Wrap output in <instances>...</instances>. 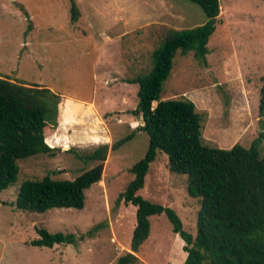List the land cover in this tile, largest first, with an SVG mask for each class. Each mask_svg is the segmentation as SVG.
<instances>
[{"label": "rangeland", "instance_id": "obj_1", "mask_svg": "<svg viewBox=\"0 0 264 264\" xmlns=\"http://www.w3.org/2000/svg\"><path fill=\"white\" fill-rule=\"evenodd\" d=\"M76 1L81 14L73 21L70 0H0V74L76 96L87 97L97 86L116 89L117 96L110 94V109L123 101L130 109L103 115L115 132L111 146L128 134L133 133V138L110 150L103 178L86 191L82 209L38 213L19 209L16 202L26 179H42L51 172L56 179L72 180L92 168L95 164L86 156L97 147L75 145L67 151L65 144L55 155L20 159L18 181L0 191V264H116L130 251L136 207L126 205L121 196L134 179L132 166L149 148V137L139 130L144 123L132 113L138 102L135 88L125 80L150 72L152 52L168 29L191 28L207 20L203 8L189 0ZM220 3L207 64L193 52L178 53L162 98H189L196 103L205 115L206 144L249 147L261 135L264 122L259 110L264 85V0ZM77 114L92 120L85 111ZM262 148L264 154V141ZM138 194L174 209L184 229L198 235L199 198L189 194L186 174L170 171L164 151H158ZM150 222V235L135 264H184L185 240L168 216L153 215ZM41 227L71 234L76 241L34 245Z\"/></svg>", "mask_w": 264, "mask_h": 264}, {"label": "trees", "instance_id": "obj_2", "mask_svg": "<svg viewBox=\"0 0 264 264\" xmlns=\"http://www.w3.org/2000/svg\"><path fill=\"white\" fill-rule=\"evenodd\" d=\"M189 1L203 8L207 20L191 28L168 29L152 52L150 72L127 80L139 85L136 115L144 123L139 128L147 133L149 148L132 166L134 179L121 196L126 205L136 207V222L130 251L121 255L116 264L139 261L137 253L151 232L150 217L163 213L185 240L184 264H264V122L261 135L249 147L240 143L231 148L210 146L203 138L205 115L196 103L189 98H162L178 53L193 52L197 60L207 64L208 43L217 29L221 0ZM70 2L71 18L77 21L79 6L76 0ZM60 102V95L50 88L26 85L0 74V191L18 181L20 159L58 152L46 137L58 125ZM259 110L264 116V85ZM132 138L133 133L112 146L99 145L86 156L95 165L72 180L56 179L51 172L42 179H26L19 189L17 207L38 213L51 208L82 209L86 191L103 178L110 150ZM159 150L168 155L170 171L188 176L189 194L199 198L196 237L184 229L174 209L138 194ZM38 232L41 237L33 241L38 246L76 241L71 234L51 233L44 227Z\"/></svg>", "mask_w": 264, "mask_h": 264}, {"label": "crops", "instance_id": "obj_3", "mask_svg": "<svg viewBox=\"0 0 264 264\" xmlns=\"http://www.w3.org/2000/svg\"><path fill=\"white\" fill-rule=\"evenodd\" d=\"M23 8H24V13L29 18L30 12L28 11V9L25 8V6H23ZM125 33H127V31ZM133 78L135 77L127 78L125 80L126 81L125 84L129 86L132 85L135 88L134 90L136 92V99H138L137 93H138L139 85L136 83L127 82L128 79H133ZM11 79L12 81H17L16 78L11 77ZM25 83L26 85L33 84L28 82ZM33 85H39L41 87L50 88L52 91L58 93L61 97V102L59 105L58 125L54 130V132H52L46 137V142L51 147H55L59 150L62 146L64 147L65 144L69 145L67 151L71 149V146H75V145L82 146L87 144L88 146V144H90V146L98 147L101 144H109L111 146L115 132L109 126L110 125L109 118L106 119L104 118L103 115L107 112L115 113L130 109L129 107H125L124 101L121 104L117 105L116 108H118L119 106L120 109L118 110H115L116 108L110 109L113 107V103H112L113 99L110 96V94L117 96L118 90L106 89L104 86H99V87L97 86V88L93 90V93L91 95L84 97V96H78V95L76 96L72 94L59 93L57 89L42 83H34ZM136 85L138 86V88L136 87ZM124 94H125L124 92L121 93V96H123L121 99L125 97ZM136 104L137 105L135 108L137 109L138 102H136ZM136 109L132 111H136ZM79 111L87 112L89 115H91L92 120L90 121L83 117L81 118L77 114ZM123 116L124 115H122V117ZM130 124L134 126V122ZM139 130L141 131L140 128ZM49 139H51V142H49Z\"/></svg>", "mask_w": 264, "mask_h": 264}, {"label": "water", "instance_id": "obj_4", "mask_svg": "<svg viewBox=\"0 0 264 264\" xmlns=\"http://www.w3.org/2000/svg\"><path fill=\"white\" fill-rule=\"evenodd\" d=\"M129 112V111H128ZM133 114H136V111H132Z\"/></svg>", "mask_w": 264, "mask_h": 264}]
</instances>
